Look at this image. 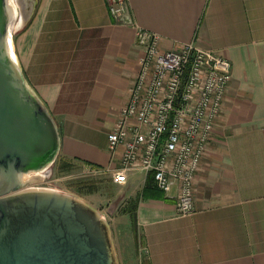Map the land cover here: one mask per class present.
Returning a JSON list of instances; mask_svg holds the SVG:
<instances>
[{"label":"crops","instance_id":"obj_1","mask_svg":"<svg viewBox=\"0 0 264 264\" xmlns=\"http://www.w3.org/2000/svg\"><path fill=\"white\" fill-rule=\"evenodd\" d=\"M126 3L131 25L114 20L107 0H37L16 30L24 77L58 127V153L100 171L118 166L106 137L138 72L136 27L159 34L164 50L193 42L214 51L231 80L195 176L194 211L178 213L176 187L163 193L151 173L111 177L140 196V264H264V0Z\"/></svg>","mask_w":264,"mask_h":264},{"label":"water","instance_id":"obj_2","mask_svg":"<svg viewBox=\"0 0 264 264\" xmlns=\"http://www.w3.org/2000/svg\"><path fill=\"white\" fill-rule=\"evenodd\" d=\"M37 0H0V264H118L109 224L69 193L27 188L60 148L58 127L27 83L11 25ZM16 6V7H15Z\"/></svg>","mask_w":264,"mask_h":264},{"label":"built area","instance_id":"obj_3","mask_svg":"<svg viewBox=\"0 0 264 264\" xmlns=\"http://www.w3.org/2000/svg\"><path fill=\"white\" fill-rule=\"evenodd\" d=\"M117 23L133 24L126 0H107ZM142 48L126 103L107 133V149L118 154L112 176L151 173L163 193L176 187L180 214L194 211V183L231 80L227 59L193 42L177 50L160 47V35L135 29Z\"/></svg>","mask_w":264,"mask_h":264},{"label":"rangeland","instance_id":"obj_4","mask_svg":"<svg viewBox=\"0 0 264 264\" xmlns=\"http://www.w3.org/2000/svg\"><path fill=\"white\" fill-rule=\"evenodd\" d=\"M16 16H19V12ZM11 34L14 40L16 31ZM25 177L29 180L27 188L69 193L98 210L109 224L118 264H140L144 259L145 249L136 241L128 221V201L134 197L133 192L128 190V183L116 184L109 171H100L59 153L47 171H33Z\"/></svg>","mask_w":264,"mask_h":264},{"label":"trees","instance_id":"obj_5","mask_svg":"<svg viewBox=\"0 0 264 264\" xmlns=\"http://www.w3.org/2000/svg\"><path fill=\"white\" fill-rule=\"evenodd\" d=\"M145 191V187L143 188V192L144 193ZM87 192H91V191H87ZM142 195V194H141ZM140 196H135L134 198L132 199H129L128 201V206H127V213L129 215V221L131 223V228H132V231H133V234L135 236V239L136 241L139 242V235H138V231H137V226H136V207H137V203H138V200H139ZM137 245V243H136Z\"/></svg>","mask_w":264,"mask_h":264},{"label":"bare ground","instance_id":"obj_6","mask_svg":"<svg viewBox=\"0 0 264 264\" xmlns=\"http://www.w3.org/2000/svg\"><path fill=\"white\" fill-rule=\"evenodd\" d=\"M16 7V6H15ZM18 13V12H17ZM15 22L14 23H12V25H11V33H12V31H16V30H18L20 27H21V25L23 24V19H22V17L21 16H16V20H14Z\"/></svg>","mask_w":264,"mask_h":264}]
</instances>
